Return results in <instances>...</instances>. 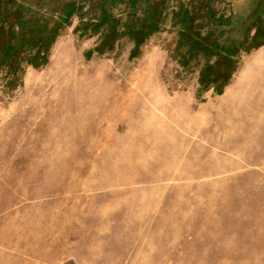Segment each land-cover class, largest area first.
Wrapping results in <instances>:
<instances>
[{"label":"rangeland","instance_id":"374dc122","mask_svg":"<svg viewBox=\"0 0 264 264\" xmlns=\"http://www.w3.org/2000/svg\"><path fill=\"white\" fill-rule=\"evenodd\" d=\"M0 264H264V0H0Z\"/></svg>","mask_w":264,"mask_h":264}]
</instances>
